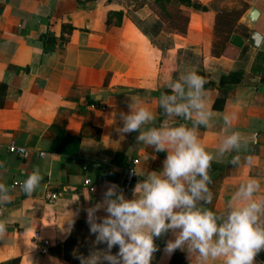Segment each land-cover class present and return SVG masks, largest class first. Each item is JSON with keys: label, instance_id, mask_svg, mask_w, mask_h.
<instances>
[{"label": "crops", "instance_id": "crops-1", "mask_svg": "<svg viewBox=\"0 0 264 264\" xmlns=\"http://www.w3.org/2000/svg\"><path fill=\"white\" fill-rule=\"evenodd\" d=\"M138 2L0 0V184L10 200L0 204V219L7 221L0 264H80L79 256L106 247L94 243L86 209L100 202L112 184L126 199L134 198L137 183L128 191L122 188L129 159H137L141 182L163 170L166 156L140 142V132L121 134L122 117L135 105L154 117L141 131L192 128L195 113L187 118L160 106L163 92L171 91L168 85L190 72H203L210 84L203 94L210 110L207 127L200 125L197 135L212 156V198L198 201L197 207L223 220L232 208L264 197V0H191L205 10L185 8L184 35L160 28L149 6ZM250 8L258 12L252 27L243 21ZM240 9L227 54L211 56L220 15ZM251 32L260 40L250 60L246 42ZM245 73L254 83H242ZM233 132L241 135L239 149L225 144ZM9 143L28 149V158L8 154ZM234 157L237 162L231 163ZM34 168L43 179L31 195L19 186L10 188ZM250 181L259 188L247 200L240 189ZM46 193L58 197L47 201ZM258 222L264 227V215ZM178 231L155 239L159 250L151 264H170L173 254L164 249ZM35 232L49 242L45 254L37 251ZM117 251L114 247L112 254ZM175 252L182 255L181 263L199 264L198 253ZM255 261L264 264V250ZM206 264H222V259Z\"/></svg>", "mask_w": 264, "mask_h": 264}, {"label": "clouds", "instance_id": "clouds-1", "mask_svg": "<svg viewBox=\"0 0 264 264\" xmlns=\"http://www.w3.org/2000/svg\"><path fill=\"white\" fill-rule=\"evenodd\" d=\"M181 81L171 82V95H162L160 106L168 114L197 119L192 128H149L143 125L154 119L146 107L130 106L122 117L121 134L140 132L137 139L157 152L166 153L163 170L153 171L135 186L133 199H126L117 185H110L103 199L86 209L89 231L95 235L96 245H106L103 250L93 249L87 258L79 256L80 264H151L159 250L155 239L170 230H179L175 240L165 246L171 256L176 250L199 254V264L222 259V264H256L255 258L264 250V227L259 218L264 215V197L259 202L251 200L259 184L250 181L241 186L240 195L251 202L232 208L227 218L197 207V202H211L208 188V170L212 156L205 151L197 135L200 125L207 127L210 110L205 109V80L190 72ZM232 149L242 144L239 132L225 140ZM234 157L231 163L237 162ZM251 160V157L248 158ZM43 179L39 168H34L19 185L20 190L31 195ZM8 189L0 184V204L7 200ZM231 203V202H230ZM103 211L105 215L97 216ZM72 219L69 223L71 225ZM7 234V221L0 219V239ZM118 251L112 254V249Z\"/></svg>", "mask_w": 264, "mask_h": 264}, {"label": "trees", "instance_id": "trees-1", "mask_svg": "<svg viewBox=\"0 0 264 264\" xmlns=\"http://www.w3.org/2000/svg\"><path fill=\"white\" fill-rule=\"evenodd\" d=\"M141 3L147 4L151 9L152 13L158 19V26L163 30L174 33L177 35H184L187 27V12L185 8H193L197 10H205V7L199 6L191 0H140ZM243 9L236 12L223 13L220 15L221 18V30L219 40L217 44H213L210 49V55L213 57H219L226 55L227 52V38L232 32L235 21L241 16ZM224 26V27H222ZM224 48V49H223ZM197 74L204 78L203 72L199 71ZM210 86L209 83L204 84V89ZM164 94H172L171 91H164ZM222 222L218 220V224ZM182 255L174 252L170 264H183Z\"/></svg>", "mask_w": 264, "mask_h": 264}, {"label": "built area", "instance_id": "built-area-1", "mask_svg": "<svg viewBox=\"0 0 264 264\" xmlns=\"http://www.w3.org/2000/svg\"><path fill=\"white\" fill-rule=\"evenodd\" d=\"M101 110H103V108H101ZM5 151L8 154L13 155L20 160L27 159L29 155L28 149L23 148V147H18L14 145L13 143H9L8 145H6ZM42 156H43L42 153L38 154V157H42ZM137 163L138 161L135 158H131L127 162V165L124 170V177H123V184H122V188L124 191H128L133 184L139 182L140 177L136 172ZM83 183L84 185L90 184L89 180H85ZM20 184L21 182L13 183L12 185H10V188L19 186ZM44 197H45V200L47 201H55L58 197V194L46 193ZM33 238L36 240V247H37V251L39 252V254H45L47 251L48 245H49L48 240L40 237L38 232L33 233Z\"/></svg>", "mask_w": 264, "mask_h": 264}, {"label": "water", "instance_id": "water-1", "mask_svg": "<svg viewBox=\"0 0 264 264\" xmlns=\"http://www.w3.org/2000/svg\"><path fill=\"white\" fill-rule=\"evenodd\" d=\"M258 17V12L254 8H250L244 15L243 21L249 27H252ZM260 37L257 33L251 32L247 38V46L249 48L248 57L250 60L253 58L254 52L257 49ZM242 83L244 84H252L254 83L252 79L248 76L247 73L243 75Z\"/></svg>", "mask_w": 264, "mask_h": 264}, {"label": "rangeland", "instance_id": "rangeland-1", "mask_svg": "<svg viewBox=\"0 0 264 264\" xmlns=\"http://www.w3.org/2000/svg\"><path fill=\"white\" fill-rule=\"evenodd\" d=\"M125 1H131V0H125ZM132 1H135V0H132ZM136 5L138 6L139 5V2Z\"/></svg>", "mask_w": 264, "mask_h": 264}]
</instances>
